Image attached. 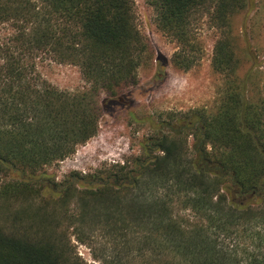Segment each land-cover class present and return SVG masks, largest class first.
Returning <instances> with one entry per match:
<instances>
[{
  "label": "trees",
  "instance_id": "1",
  "mask_svg": "<svg viewBox=\"0 0 264 264\" xmlns=\"http://www.w3.org/2000/svg\"><path fill=\"white\" fill-rule=\"evenodd\" d=\"M147 1L182 71L199 58L192 19L210 11L217 105L168 113L141 156L57 183L49 169L99 133L150 47L133 0H0V264H88L72 238L101 264H264V65L253 28L241 74L234 33L238 15L261 21L263 0ZM46 61L86 86H53Z\"/></svg>",
  "mask_w": 264,
  "mask_h": 264
},
{
  "label": "rangeland",
  "instance_id": "2",
  "mask_svg": "<svg viewBox=\"0 0 264 264\" xmlns=\"http://www.w3.org/2000/svg\"><path fill=\"white\" fill-rule=\"evenodd\" d=\"M133 1L137 26L150 47V59L138 71V84L123 90L106 105L99 133L79 146L74 155L49 169L57 183L72 173L89 175L106 164L123 163L141 156V142L164 128L160 117L168 113L180 115L200 108L210 110L217 105L222 78L213 71L211 63L219 31L211 25L210 11L202 10L192 19L193 36L200 44L199 58L189 71H182L172 63L178 50L177 43L157 27L154 7L147 0ZM252 17L244 20V16L238 15L234 21L243 76L254 66L247 54L245 41L251 45L255 43V46L258 44L256 48L252 46L256 49L254 55L257 60L254 62L264 65V10L255 27L251 23ZM253 28L259 39L254 43L251 39ZM40 71L48 82L61 90L73 92L86 86L80 70L72 65L46 61ZM72 244L88 264H101L93 259L86 245L74 238Z\"/></svg>",
  "mask_w": 264,
  "mask_h": 264
}]
</instances>
